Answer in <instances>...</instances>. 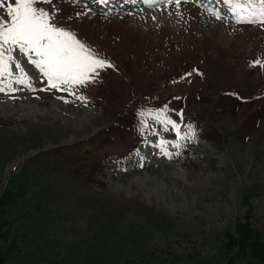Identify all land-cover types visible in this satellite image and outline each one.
<instances>
[{"label": "rangeland", "instance_id": "1", "mask_svg": "<svg viewBox=\"0 0 264 264\" xmlns=\"http://www.w3.org/2000/svg\"><path fill=\"white\" fill-rule=\"evenodd\" d=\"M53 2L59 11L52 22L114 67L74 86L75 96L40 91L45 84L31 65L33 88L11 77L0 85V199L13 196L0 201V231L10 228L0 240L6 264H201L193 256L213 255L221 229H233L236 215L248 211L239 201L244 190L255 192L264 223V118L245 138L227 139L226 149L197 135L175 147V137L152 128L126 154L156 113L176 122L180 110L202 113L232 137L240 134L234 115L219 119L213 103L187 101L186 108L175 100L196 92L246 100L263 82L259 98L240 112L264 103V66L253 67L264 63V23L252 16L259 6L230 17L225 0H121L123 11L110 12L95 0ZM106 124L130 134L127 143L116 132L101 153L93 154L88 139L70 145ZM57 143L66 152L48 150ZM142 143L145 151L136 153Z\"/></svg>", "mask_w": 264, "mask_h": 264}, {"label": "snow or ice", "instance_id": "2", "mask_svg": "<svg viewBox=\"0 0 264 264\" xmlns=\"http://www.w3.org/2000/svg\"><path fill=\"white\" fill-rule=\"evenodd\" d=\"M176 2L179 4L180 0ZM225 2L232 6L234 14L241 7L256 8L258 5L259 13L253 12L252 16H258L259 21L264 23V0H244L243 4L240 0ZM44 5L51 6L53 11L49 12ZM58 11L53 0H0V12L4 13L0 15V85L6 83L5 78L11 77L16 84L33 88L26 71V66L31 65L37 78L45 84L40 91L54 89L75 96L74 86L94 82L102 71L114 67L71 31L54 24L52 21ZM238 22H251V17H240ZM255 66H264V63L257 59L253 62ZM14 71L18 74H14ZM7 87L10 91L17 90L12 87L11 80H7ZM4 90L0 86V92ZM77 99L84 100L85 97L81 95ZM65 102L68 100L65 99ZM177 114L183 117L182 111ZM153 118L157 123L171 126L178 137L174 146L179 147V140L185 138L181 135L180 124L168 118L165 113H156ZM168 130L166 127L165 131ZM188 131H192L191 126H188ZM165 155L170 154L165 152Z\"/></svg>", "mask_w": 264, "mask_h": 264}, {"label": "trees", "instance_id": "3", "mask_svg": "<svg viewBox=\"0 0 264 264\" xmlns=\"http://www.w3.org/2000/svg\"><path fill=\"white\" fill-rule=\"evenodd\" d=\"M223 118H229V113H221ZM197 130L203 133L205 136L213 138L219 145L225 146L227 136L225 132L218 126H210L208 123L198 122L196 125ZM103 137V136H102ZM101 138V137H100ZM99 138V139H100ZM92 174V172H91ZM255 192L242 191L239 196L240 203H248V211L244 214L240 212L235 217V225L231 227L221 229L220 236L222 242L217 247L213 255L193 256L201 264H241V262L247 260L248 264H254V261H258L260 264H264V223L261 217H258L255 211L251 196ZM12 194L5 193L0 199L12 201ZM171 220H173L171 218ZM3 226V223H2ZM1 228V226H0ZM9 229L6 228L0 231V240L9 234ZM1 245V244H0ZM7 263V255L3 252L0 246V264Z\"/></svg>", "mask_w": 264, "mask_h": 264}, {"label": "bare ground", "instance_id": "4", "mask_svg": "<svg viewBox=\"0 0 264 264\" xmlns=\"http://www.w3.org/2000/svg\"><path fill=\"white\" fill-rule=\"evenodd\" d=\"M138 150H139V151H143V150H144L143 146L140 147Z\"/></svg>", "mask_w": 264, "mask_h": 264}]
</instances>
